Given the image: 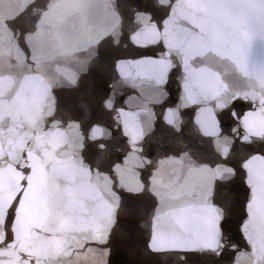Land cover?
<instances>
[{
    "label": "water",
    "instance_id": "water-1",
    "mask_svg": "<svg viewBox=\"0 0 264 264\" xmlns=\"http://www.w3.org/2000/svg\"><path fill=\"white\" fill-rule=\"evenodd\" d=\"M144 56L147 75L116 71L117 60ZM0 63V264H264L251 228L238 230L243 171L217 179V165L248 155L243 124L257 130L228 112L237 98L264 97V0H0ZM124 122L143 132L136 155L152 160L135 169V196L112 171L130 151ZM93 125L111 134L92 140ZM221 183L235 194L221 195ZM214 205L232 212L222 238Z\"/></svg>",
    "mask_w": 264,
    "mask_h": 264
},
{
    "label": "snow or ice",
    "instance_id": "snow-or-ice-1",
    "mask_svg": "<svg viewBox=\"0 0 264 264\" xmlns=\"http://www.w3.org/2000/svg\"><path fill=\"white\" fill-rule=\"evenodd\" d=\"M162 4H165L167 0H160ZM150 15V14H149ZM32 34H27L25 37V42L31 39ZM19 44V42H17ZM137 47H147V45H136ZM31 48V45H29ZM18 63H23L24 55L21 50L20 55L16 56ZM32 59L34 62H37V57L35 52L33 51ZM152 57L144 56L141 58H137L135 60H117L115 64L116 71L120 72L121 76H124L122 66L132 64L135 66H139L141 68V74L147 75L151 72V66L144 64V60H152ZM0 68H2V63H0ZM201 71H211L210 69H202ZM131 76V74H129ZM133 83H135V77H131ZM75 81H73L74 83ZM245 104L247 106H245ZM105 107L111 109L112 102L111 100L105 101ZM123 111V110H121ZM173 109H168V115L164 117L165 122L172 124L179 130V123L177 119L173 117ZM239 113V115H237ZM228 115L233 117V120L242 119L243 121L251 120L254 126L257 128L255 132H249V126L247 123L243 124L245 129V135L239 138V143L241 145L247 146L248 155L245 159L239 161L236 165H217V179H221L225 173L230 175H235L237 169H240L244 173V182L248 189L249 199L245 202V219L241 221L238 225V230L241 232H247L249 228H251V232H247L246 239L249 244L253 242V236L256 235L257 240L264 246V239H260L259 233H264V97L260 98L259 104L257 105L256 101L253 100L251 103L247 101H241L239 98L235 100V102L231 103V110L228 112ZM115 119V117H114ZM198 120V117H197ZM219 123V120L217 121ZM231 127V124L229 125ZM236 129L233 128V131ZM105 133L108 135L111 134L110 130L105 129L101 125H93L90 129V138L92 140H96L97 138H103ZM122 134L127 137V142L130 145V151L123 158L122 163H115L112 166V171L116 174L120 181V186L125 188L126 191L132 193L133 196L138 195L143 191L144 181L140 179L141 173L136 171V168L145 167V161L148 164L152 163V160L149 157H140L136 155V152H143V148H138L136 145L143 138V132L137 131L135 122L129 124L128 122L123 123ZM255 137V142L251 138ZM255 143V146H253ZM98 147L103 150L105 148L104 144L98 145ZM230 151V148L227 146L224 148L223 159H227L226 153ZM187 153H182L179 158L174 156L160 157L157 160V164L159 168H163L165 165L171 163L176 159L182 160ZM134 164L130 163L133 162ZM154 170L148 177L150 187L154 186L156 183V174L159 170ZM97 183L102 184L107 190L110 191V186L112 183L111 178L106 174L97 173L96 176ZM217 191L215 182H213V194ZM235 186H229L226 183H221L219 185V192L225 198L232 196L235 194ZM111 195L115 196L116 202H119V195L117 193H111ZM215 209H219L218 214V223L217 228L219 231V235L222 238L229 231V224L232 218V212H229L228 215H224V209L220 205H214ZM159 212V210H157ZM155 237H153V240ZM97 242H100L99 236L96 237ZM222 243V240H221ZM152 247V245H149ZM211 250L215 251V247L210 245ZM153 251H166L168 249H157L152 248ZM177 250V249H172ZM183 252L196 253L197 249H178ZM89 253L93 250L89 249ZM108 254H111V249L107 250ZM217 254H219L217 252ZM187 259V257H182ZM83 259L87 262L88 256L85 254ZM93 264H96V261L93 260ZM112 264H116V261L113 260Z\"/></svg>",
    "mask_w": 264,
    "mask_h": 264
}]
</instances>
